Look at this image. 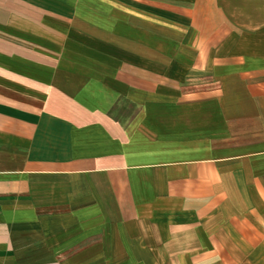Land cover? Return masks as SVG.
I'll return each instance as SVG.
<instances>
[{"label":"crops","instance_id":"1","mask_svg":"<svg viewBox=\"0 0 264 264\" xmlns=\"http://www.w3.org/2000/svg\"><path fill=\"white\" fill-rule=\"evenodd\" d=\"M0 264H264V0H0Z\"/></svg>","mask_w":264,"mask_h":264}]
</instances>
